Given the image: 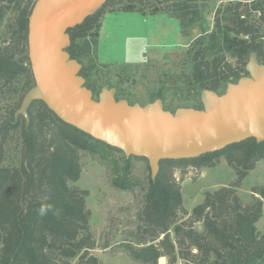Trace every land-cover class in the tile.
<instances>
[{
	"label": "trees",
	"instance_id": "obj_1",
	"mask_svg": "<svg viewBox=\"0 0 264 264\" xmlns=\"http://www.w3.org/2000/svg\"><path fill=\"white\" fill-rule=\"evenodd\" d=\"M22 1L0 0V24L9 7L17 10L6 23L10 38L5 45L0 43V82L10 84L23 76L27 90L34 83L27 55L28 16L34 0H26L21 6ZM207 1L107 0L67 30L71 39L67 51L81 63L88 60L82 64L80 74L95 93L97 89L89 75L95 67L92 58L97 53L100 20L105 12L166 14L177 19L180 32L187 35L189 28L201 23L202 7ZM263 30L264 0H235L217 7L212 30L199 34L189 49L191 73L186 78L195 95L204 88L218 92L227 82L245 75L252 51L264 63ZM227 56L236 59L235 66ZM28 113L27 124L22 115L15 120L11 111L10 117L0 120V138L4 140L20 126L21 142L19 166L0 164V264H103L90 252L95 240L85 205L88 192L68 185V181L80 176V151L95 154L99 145L120 150L65 123L40 100L31 103ZM220 156L233 168L234 180L205 191L203 200L188 212L183 207L174 169L184 170L189 165L211 167ZM261 159L264 141L247 138L194 158L161 160L154 182L149 174L143 205L137 214L141 245L130 248L133 259L140 264H161L160 257L165 258V264H177L179 260L180 264H264V234L256 227L262 214L264 184L251 189V202H242L237 194L243 178ZM121 182L113 180L115 186L128 187ZM41 205L51 206L43 217L37 211ZM180 212L187 215L186 219L178 220ZM198 222L202 230L194 227Z\"/></svg>",
	"mask_w": 264,
	"mask_h": 264
},
{
	"label": "rangeland",
	"instance_id": "obj_2",
	"mask_svg": "<svg viewBox=\"0 0 264 264\" xmlns=\"http://www.w3.org/2000/svg\"><path fill=\"white\" fill-rule=\"evenodd\" d=\"M231 1L235 0H208L202 7L201 23L189 28L187 35L180 32L178 20L166 14L123 10L106 13L102 16L98 52L92 58L95 67L89 75V81L97 89L95 96L107 84L116 88V98H124L129 103L145 104L160 98L164 107L171 111L180 106H200V94L195 95L186 78L191 73L189 49L199 34L212 30L215 9ZM16 13L13 6L9 7L0 24L2 45L10 38L6 23ZM227 60L236 65L235 58L227 56ZM87 61L84 59L83 63ZM225 87L221 86L218 92L222 93ZM25 91L23 76L15 78L10 84L0 82V120L10 117V111L15 112ZM19 130L20 126L11 130L4 140L0 138L1 165L19 166ZM96 149L95 154L79 152L80 176L77 180L68 181V185L88 192L85 205L90 212L88 224L95 240V247L90 252L103 264H140L133 259L129 250L141 245L137 237V214L148 186V162L126 157L122 151L102 145ZM217 162L211 167L189 165L184 170L174 169L175 179L181 185L183 207L188 212L203 200L205 191L228 185L234 180L235 172L224 156H220ZM114 179L122 180L121 183L128 187L115 186ZM262 184L264 159L255 163L254 169L249 170L237 188L241 201L251 202V189ZM186 217L183 212L178 214L179 221ZM256 226L264 234V200ZM194 227L203 229L200 222L195 223ZM75 262L76 258L72 260V263ZM159 262L165 264V258ZM180 263L181 260L177 264Z\"/></svg>",
	"mask_w": 264,
	"mask_h": 264
},
{
	"label": "water",
	"instance_id": "obj_3",
	"mask_svg": "<svg viewBox=\"0 0 264 264\" xmlns=\"http://www.w3.org/2000/svg\"><path fill=\"white\" fill-rule=\"evenodd\" d=\"M107 0H35L28 16L27 47L34 83L14 112L29 122L28 108L40 100L59 119L126 157L147 160L156 180L163 159L194 158L247 138L264 141V63L249 54L247 75L227 82L218 93L204 88L201 107L174 111L156 98L145 104L116 98L105 84L97 96L85 85L82 64L67 51V30L80 24Z\"/></svg>",
	"mask_w": 264,
	"mask_h": 264
},
{
	"label": "clouds",
	"instance_id": "obj_4",
	"mask_svg": "<svg viewBox=\"0 0 264 264\" xmlns=\"http://www.w3.org/2000/svg\"><path fill=\"white\" fill-rule=\"evenodd\" d=\"M51 210V206L50 205H41L40 208L37 210L38 214L40 216H45L49 211Z\"/></svg>",
	"mask_w": 264,
	"mask_h": 264
},
{
	"label": "crops",
	"instance_id": "obj_5",
	"mask_svg": "<svg viewBox=\"0 0 264 264\" xmlns=\"http://www.w3.org/2000/svg\"><path fill=\"white\" fill-rule=\"evenodd\" d=\"M109 11H107V12H105L102 16H104L106 13H108ZM102 19H103V17H101V25H100V29H99V38H98V48H99V42H100V39H101V29H102ZM114 37V36H113ZM98 48H97V52H98ZM98 56V55H97ZM258 164V163H257ZM256 168V167H255ZM254 169V168H253ZM253 169H251V170H253ZM264 199H262V201H263ZM257 223V222H256ZM257 227V226H256ZM262 233V232H261Z\"/></svg>",
	"mask_w": 264,
	"mask_h": 264
},
{
	"label": "flooded vegetation",
	"instance_id": "obj_6",
	"mask_svg": "<svg viewBox=\"0 0 264 264\" xmlns=\"http://www.w3.org/2000/svg\"><path fill=\"white\" fill-rule=\"evenodd\" d=\"M34 2H35V0H34ZM34 2H33V4H34ZM26 3V0H23L22 2H21V6L23 5V4H25ZM27 49H28V47H27ZM30 63V62H29ZM245 75H247V72H246V74ZM95 95V94H94Z\"/></svg>",
	"mask_w": 264,
	"mask_h": 264
},
{
	"label": "bare ground",
	"instance_id": "obj_7",
	"mask_svg": "<svg viewBox=\"0 0 264 264\" xmlns=\"http://www.w3.org/2000/svg\"><path fill=\"white\" fill-rule=\"evenodd\" d=\"M164 258L163 257H160L159 260H163Z\"/></svg>",
	"mask_w": 264,
	"mask_h": 264
}]
</instances>
